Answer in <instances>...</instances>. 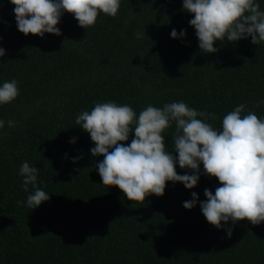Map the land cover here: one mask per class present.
Here are the masks:
<instances>
[{
    "label": "trees",
    "instance_id": "1",
    "mask_svg": "<svg viewBox=\"0 0 264 264\" xmlns=\"http://www.w3.org/2000/svg\"><path fill=\"white\" fill-rule=\"evenodd\" d=\"M14 7L0 0V85L15 79L20 90L0 104V120L17 121L0 129V264H264V222L222 221L218 229L202 214L204 190L220 186L202 164L194 188L168 181L164 195L131 201L102 184L95 165L104 157L91 154L90 134L75 123L107 101L137 115L183 101L214 113L207 122L217 129L239 104L264 119V103L256 107L264 101V42L225 38L217 52L201 51L183 0H120L115 17L100 13L87 29L65 12L61 35L43 37L18 30ZM173 29L186 36L172 38ZM174 131L173 123L164 133L170 152ZM25 161L50 196L34 209L26 204L34 189L24 191L19 174ZM176 171L192 174L178 163ZM192 192L198 202L186 209Z\"/></svg>",
    "mask_w": 264,
    "mask_h": 264
},
{
    "label": "clouds",
    "instance_id": "2",
    "mask_svg": "<svg viewBox=\"0 0 264 264\" xmlns=\"http://www.w3.org/2000/svg\"><path fill=\"white\" fill-rule=\"evenodd\" d=\"M17 28L24 35L43 37L45 33L61 35L57 27L63 13H71L79 26L87 29L95 25L100 13L115 17L120 0H10ZM183 10L193 14L189 24L194 27L199 49L205 53L218 51L216 41L236 42L251 37V43L264 42V10L257 0H183ZM144 33L137 32L142 38ZM172 38L185 37L186 30ZM5 50L0 47V57ZM20 93L18 81L12 79L0 85V104L14 101ZM261 101L256 107L260 106ZM239 104L222 118L217 129L207 121L216 119L214 113L198 111L183 101L151 104L139 114L128 104L115 101L99 102L77 115L75 123L90 134L95 146L91 154L103 156L98 162L102 184L118 186L128 200L144 202L146 197L164 195L166 182H181L187 189L197 186L203 174L218 179L215 192L204 190L206 200L199 201L207 222L221 228L222 221L233 224L248 220L253 225L264 222V119ZM7 123L0 120V129ZM175 124L172 134L173 151L168 150L165 130ZM130 133H134L131 142ZM74 142V141H73ZM178 154V155H177ZM78 159V158H74ZM190 169L192 174H178L176 165ZM24 191L29 185L34 191L27 197V207L36 208L49 200V193L38 184V168L24 162L19 168ZM185 201L186 209L198 202V194ZM23 203V202H18ZM231 238L233 229H226Z\"/></svg>",
    "mask_w": 264,
    "mask_h": 264
}]
</instances>
